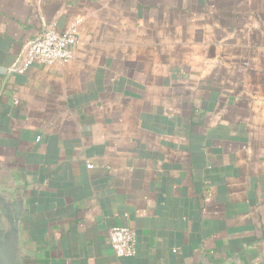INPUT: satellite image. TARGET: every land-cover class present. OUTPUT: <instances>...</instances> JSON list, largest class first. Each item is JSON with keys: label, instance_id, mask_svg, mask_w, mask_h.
Masks as SVG:
<instances>
[{"label": "crops", "instance_id": "0c3cea01", "mask_svg": "<svg viewBox=\"0 0 264 264\" xmlns=\"http://www.w3.org/2000/svg\"><path fill=\"white\" fill-rule=\"evenodd\" d=\"M77 20L69 62L8 69ZM2 176L45 264H264V0H0Z\"/></svg>", "mask_w": 264, "mask_h": 264}, {"label": "built area", "instance_id": "2783aa9c", "mask_svg": "<svg viewBox=\"0 0 264 264\" xmlns=\"http://www.w3.org/2000/svg\"><path fill=\"white\" fill-rule=\"evenodd\" d=\"M79 20L72 22L64 31L48 27L30 39L22 48L19 58L8 69L24 73L32 64H65L72 58V46L77 41ZM90 168L91 164H87ZM109 243L117 257H130L136 253V234L127 226L109 229Z\"/></svg>", "mask_w": 264, "mask_h": 264}, {"label": "water", "instance_id": "95a60500", "mask_svg": "<svg viewBox=\"0 0 264 264\" xmlns=\"http://www.w3.org/2000/svg\"><path fill=\"white\" fill-rule=\"evenodd\" d=\"M27 204L23 187L9 183L8 176L0 178V264H45L23 238L22 217ZM199 264H215L207 254L198 256ZM224 264H233L227 260Z\"/></svg>", "mask_w": 264, "mask_h": 264}]
</instances>
